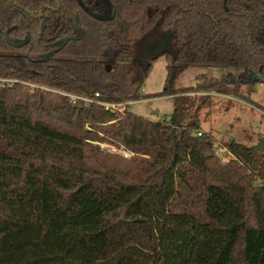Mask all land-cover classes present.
Listing matches in <instances>:
<instances>
[{"label":"trees","instance_id":"16d2710c","mask_svg":"<svg viewBox=\"0 0 264 264\" xmlns=\"http://www.w3.org/2000/svg\"><path fill=\"white\" fill-rule=\"evenodd\" d=\"M159 56L155 121L128 105ZM189 63L237 73L175 87ZM260 77L264 0H0V264H264V151L196 118Z\"/></svg>","mask_w":264,"mask_h":264},{"label":"rangeland","instance_id":"374dc122","mask_svg":"<svg viewBox=\"0 0 264 264\" xmlns=\"http://www.w3.org/2000/svg\"><path fill=\"white\" fill-rule=\"evenodd\" d=\"M167 64L164 56L151 61L150 70L142 85V93L146 98L129 102L128 110L155 121L170 116L174 109V96L157 95L164 85ZM179 67L181 72L175 80V87L178 88L194 87L201 75L219 78L224 73H237L235 69L204 64H180ZM252 78L253 76H243L242 79L251 81ZM192 95L190 98L200 103L195 94ZM200 104L196 114L200 131L210 135L219 156L226 159L231 157L226 152V142L230 139L253 146L264 138V80L256 82L251 91L243 82L236 93H211ZM99 146L104 150L131 155L122 147L116 148L102 143Z\"/></svg>","mask_w":264,"mask_h":264},{"label":"built area","instance_id":"2783aa9c","mask_svg":"<svg viewBox=\"0 0 264 264\" xmlns=\"http://www.w3.org/2000/svg\"><path fill=\"white\" fill-rule=\"evenodd\" d=\"M95 96H98V93H95L94 94ZM69 99L73 102L77 101V100H83L85 102H89L90 100L89 99H86V98H81V97H78V96H74V95H69L68 96ZM101 105H103L105 108H110L112 110L114 109H118V110H121L123 108V106L125 105L124 103H119V104H116V103H108V102H99ZM121 108V109H120ZM198 134H200L198 132ZM130 154V153H129ZM123 156H129V155H125V154H122Z\"/></svg>","mask_w":264,"mask_h":264},{"label":"water","instance_id":"95a60500","mask_svg":"<svg viewBox=\"0 0 264 264\" xmlns=\"http://www.w3.org/2000/svg\"><path fill=\"white\" fill-rule=\"evenodd\" d=\"M55 1H56V0H55ZM56 3H57V2H56ZM45 8H49V6L44 7L43 10H44ZM57 8H58V4H57ZM259 79H262V78L260 77ZM230 141H231V139H230ZM252 147H253L254 150H257V151H258V150H263V149H264V138L260 139V140L258 141V143L255 144V145H253Z\"/></svg>","mask_w":264,"mask_h":264}]
</instances>
